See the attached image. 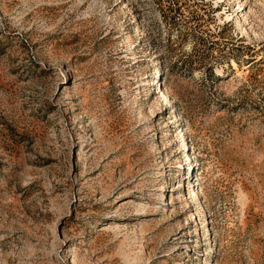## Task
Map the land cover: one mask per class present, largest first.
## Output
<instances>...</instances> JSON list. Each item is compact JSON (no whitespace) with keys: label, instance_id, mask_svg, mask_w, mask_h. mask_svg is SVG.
Segmentation results:
<instances>
[{"label":"rangeland","instance_id":"obj_1","mask_svg":"<svg viewBox=\"0 0 264 264\" xmlns=\"http://www.w3.org/2000/svg\"><path fill=\"white\" fill-rule=\"evenodd\" d=\"M0 264H264V0H0Z\"/></svg>","mask_w":264,"mask_h":264},{"label":"bare ground","instance_id":"obj_2","mask_svg":"<svg viewBox=\"0 0 264 264\" xmlns=\"http://www.w3.org/2000/svg\"><path fill=\"white\" fill-rule=\"evenodd\" d=\"M168 102V101H167Z\"/></svg>","mask_w":264,"mask_h":264}]
</instances>
